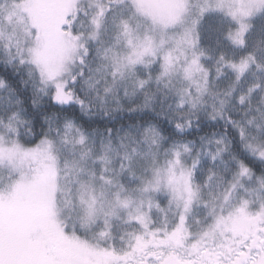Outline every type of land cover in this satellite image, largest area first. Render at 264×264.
Instances as JSON below:
<instances>
[{
    "label": "snow or ice",
    "instance_id": "obj_1",
    "mask_svg": "<svg viewBox=\"0 0 264 264\" xmlns=\"http://www.w3.org/2000/svg\"><path fill=\"white\" fill-rule=\"evenodd\" d=\"M0 264H264V0H0Z\"/></svg>",
    "mask_w": 264,
    "mask_h": 264
}]
</instances>
